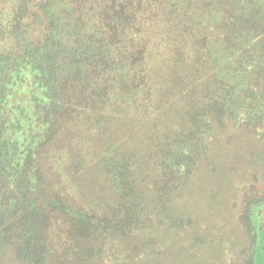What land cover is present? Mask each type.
Here are the masks:
<instances>
[{"label": "trees", "instance_id": "trees-1", "mask_svg": "<svg viewBox=\"0 0 264 264\" xmlns=\"http://www.w3.org/2000/svg\"><path fill=\"white\" fill-rule=\"evenodd\" d=\"M263 121L264 0H0V264H175V196L229 214L203 158Z\"/></svg>", "mask_w": 264, "mask_h": 264}, {"label": "rangeland", "instance_id": "rangeland-1", "mask_svg": "<svg viewBox=\"0 0 264 264\" xmlns=\"http://www.w3.org/2000/svg\"><path fill=\"white\" fill-rule=\"evenodd\" d=\"M261 124L264 128V121ZM227 129H219L220 140L212 142L215 145L213 157L207 160L205 157L203 160L206 165L211 164L223 174L232 173L233 188L228 193L231 212L227 213L226 205L229 202H223L222 199H217L218 203H215V210L212 211L208 194L205 195V200L203 197L201 202H198L200 207L195 206L193 194L197 185L189 184L183 197L175 196V200L176 205L186 203V218H190L191 222L189 220L177 234L175 242L174 239L172 243L169 242L170 249L165 252L166 261L173 260L181 251L186 256L177 259L175 264H196L194 256L190 255L188 258L191 251L198 256L197 264H250V244L244 235L246 221L242 217V208L247 203L254 202L257 204L253 209V222L257 232L254 259L256 264H264V135L259 138L254 133V124L249 125L247 122L245 126L232 123ZM203 177L205 182H210L212 173L205 171ZM220 212H225L228 216L225 217ZM214 224H218L217 227H220L221 231H215ZM227 230L232 231L230 238L226 236ZM174 231L175 228L171 232ZM213 241L214 246L211 244Z\"/></svg>", "mask_w": 264, "mask_h": 264}]
</instances>
